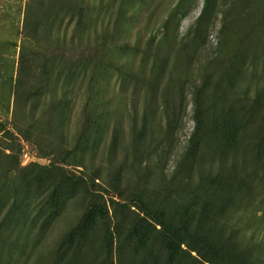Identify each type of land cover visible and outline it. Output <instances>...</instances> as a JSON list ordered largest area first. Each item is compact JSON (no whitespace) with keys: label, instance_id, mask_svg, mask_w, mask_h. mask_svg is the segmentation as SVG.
I'll return each mask as SVG.
<instances>
[{"label":"rangeland","instance_id":"rangeland-1","mask_svg":"<svg viewBox=\"0 0 264 264\" xmlns=\"http://www.w3.org/2000/svg\"><path fill=\"white\" fill-rule=\"evenodd\" d=\"M47 1L0 0V264H141L135 248L119 249L111 218L112 203L139 212L133 193L149 207L138 214L152 236V216L167 208L240 215L253 225L238 243L243 261L264 264L260 206L244 202V183L264 170V0H84V51L96 48L97 61L87 53L75 69L70 57L67 72L55 30L70 37L75 21L52 23ZM27 4L33 21L43 16L28 33ZM58 170L84 180L90 203L78 181L56 192ZM146 187L167 189L149 203ZM255 197L264 205L259 186ZM176 253L174 264H198Z\"/></svg>","mask_w":264,"mask_h":264},{"label":"trees","instance_id":"trees-1","mask_svg":"<svg viewBox=\"0 0 264 264\" xmlns=\"http://www.w3.org/2000/svg\"><path fill=\"white\" fill-rule=\"evenodd\" d=\"M82 2L85 3L84 0H48L47 2H42L43 4L46 3L47 7L52 10V23L56 24L58 21L62 22L65 18H68L71 22L75 21V27L71 34H69L70 37L64 34V37L60 38V30H55L56 40L53 46L56 50L58 65L60 69L64 70L65 72H67L68 68L73 66L70 61V57L76 59V61H74V64H77L75 69H78L77 67L83 64L82 62L85 61V54L87 53L91 54L90 59L93 62L97 61L96 48H94L92 51H90L91 49L84 51L85 46L83 45V32L86 26L84 22H87L89 18L83 9ZM45 13L46 15H49L47 11ZM33 17L34 14H30L27 4L24 18V31L26 33L32 30V27L30 26L36 21L38 22L43 16L37 14L36 21L32 20ZM28 19L31 20V22H28ZM65 61L66 63L64 65L63 63ZM71 72L72 71L69 73ZM259 105L264 107V101H259ZM224 133L225 132L223 129H221V127L218 125L214 129V133H212L218 142L219 148L225 147V144L222 142ZM261 145L264 147V136L260 137L259 146ZM262 164L264 165V163ZM196 174L197 178H199V170L196 172ZM55 175L56 177L54 178L53 183L57 187L56 192L61 190V185H63V187H77L74 181H78L80 183L78 188H82V191L85 195L84 199L90 203L91 197H93V191L88 187L82 178L78 179L69 171L58 170L56 171ZM118 175L123 174L119 173ZM218 178L221 177L217 175V179ZM249 179L250 180L244 183L245 191L247 189L244 196V202L249 200L252 204H258L260 207H256L254 209L258 214H260V217L257 219H264L263 202H256L257 197L253 198V191H255L256 187L259 186L261 190H264V170L262 173H252L249 176ZM255 183L257 184L256 187L254 186ZM241 188L243 189V185L236 184V190H231L233 191V194L232 197L228 199V203H232L233 200L234 204L231 207L232 209L235 208L236 196L240 194ZM165 189H167V187L162 188V190H153L146 187L142 192V196H144L143 198L150 203L151 199L156 195V193L160 194L161 192H166L164 191ZM123 191L124 189L119 187L118 194H121ZM167 192L177 196L175 191ZM164 196L168 197V195ZM248 196H250V198H247ZM261 201H263V199ZM128 202L131 204V206L135 207L139 211V214L145 211L147 212V215L150 216L149 207H143V202L139 201L134 193L131 195ZM112 204L113 217L111 218L115 223L114 228L115 232H117L118 247L120 249V245L123 243L127 247L135 248L137 250V260H140L141 264H147L149 256L151 257L152 262H155V264H158V261L165 259L167 256L168 258L166 259V263L174 264L175 260H173V258L176 252L180 254H187L188 252L195 253L198 259V264H245V261H243L244 250H240L238 243L240 238L245 239V235L250 229L249 227H252L253 225L249 223V220L241 218L240 215H233L234 213L232 211L225 213V216L223 217H219L217 214L213 212H206L201 209L202 207H198L196 205L176 208L173 214H171L167 208L164 210L165 212L161 211L162 218L159 219L156 217V215L152 216L157 225L160 227V229H156L155 227L152 228L153 232L155 233L154 236H152L150 232H148V225L145 223L144 218L140 217L138 213L131 211L130 208L125 211L124 206H119L117 203ZM85 205H87V203ZM238 206L239 204L237 207ZM88 214L90 215V213ZM100 215L103 226L108 227L106 220L108 211L102 210ZM163 217L165 218L163 219ZM118 219L121 221H118ZM85 225V222H81L74 226V228L69 232V235H67L66 239V242H68L69 245H73V239L77 233H81L82 229L86 230V227H84ZM154 238L159 242V247L161 250L166 252L165 258L160 256L158 259V257H155V255L151 253L152 245L150 248V243ZM181 246H184L187 250H182ZM140 253H142V255Z\"/></svg>","mask_w":264,"mask_h":264}]
</instances>
